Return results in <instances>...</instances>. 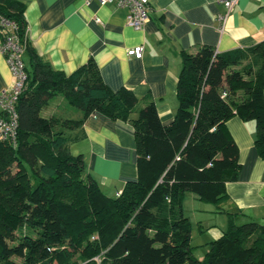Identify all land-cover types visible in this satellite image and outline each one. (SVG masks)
Masks as SVG:
<instances>
[{
	"label": "trees",
	"instance_id": "16d2710c",
	"mask_svg": "<svg viewBox=\"0 0 264 264\" xmlns=\"http://www.w3.org/2000/svg\"><path fill=\"white\" fill-rule=\"evenodd\" d=\"M1 17L14 23L29 65L15 103V139L0 140V264H264V226L236 223L232 212L196 258L182 207L188 192L217 209L228 199L225 185L240 170L229 118L254 120V145L264 160L260 43L225 53L206 44L182 50L178 106L163 125L153 101L136 110L137 96L110 89L92 58L68 75L43 60L28 39L21 1L0 0ZM10 32L0 25V43ZM57 95L81 118L42 116ZM93 112L133 128L137 175L115 196L85 172L82 154L69 150L80 136L71 130Z\"/></svg>",
	"mask_w": 264,
	"mask_h": 264
},
{
	"label": "crops",
	"instance_id": "0c3cea01",
	"mask_svg": "<svg viewBox=\"0 0 264 264\" xmlns=\"http://www.w3.org/2000/svg\"><path fill=\"white\" fill-rule=\"evenodd\" d=\"M19 1L24 5L28 39L43 60L68 75L92 58L110 89L125 87L137 96L135 108L153 101L163 125L171 123L178 106L176 89L182 50L195 52L206 44L225 53L260 43L264 62V0H237L222 30L216 15L223 13L224 7L215 0H148L149 19L138 30L127 25L126 8L113 4ZM137 45L143 48L141 58L127 54L128 48ZM22 58L29 65L25 53ZM14 80L0 52V91L11 89ZM53 97L44 106L49 107L48 116L81 118V110L70 104L76 109L68 108L61 95ZM60 106L65 111H60ZM225 127L237 144L240 163L238 178L225 185L228 199L217 209L193 193L185 194L184 197L189 195L188 215L184 200L182 203L190 220L196 258L205 254L208 242L226 229V212L235 214L236 223L255 220L264 226V160L254 145L255 122L235 115L225 122ZM71 132L80 136L70 143L69 150L82 154L85 172L96 179L104 193L115 196L127 180L136 178L135 140L129 121L93 112ZM191 219L200 233L195 242Z\"/></svg>",
	"mask_w": 264,
	"mask_h": 264
},
{
	"label": "built area",
	"instance_id": "2783aa9c",
	"mask_svg": "<svg viewBox=\"0 0 264 264\" xmlns=\"http://www.w3.org/2000/svg\"><path fill=\"white\" fill-rule=\"evenodd\" d=\"M85 3L96 1L99 5L113 4L117 7L126 8V23L135 30L142 28L144 23L149 19L148 0H83ZM216 3L224 7L223 13L216 15L219 30L223 29L228 12L235 6L237 0H215ZM99 22L98 17L94 18ZM0 25L10 29V33L5 35L0 43V52L4 54L7 64L15 78L11 89H2L0 91V140H14L16 136V129L18 124V114L15 109V103L21 93L25 79V64L23 61V44L20 43L17 35L12 32L15 27L10 20L1 17ZM142 46L137 45L127 49V54L135 58L142 57ZM226 93L224 92L223 95Z\"/></svg>",
	"mask_w": 264,
	"mask_h": 264
},
{
	"label": "rangeland",
	"instance_id": "374dc122",
	"mask_svg": "<svg viewBox=\"0 0 264 264\" xmlns=\"http://www.w3.org/2000/svg\"><path fill=\"white\" fill-rule=\"evenodd\" d=\"M54 98V97H53ZM52 104V103H51ZM64 104H66V106L68 107V108H72V110H74V109H76V108H74V107H71L68 103H66L65 101H64ZM140 106V105H139ZM139 106H137L135 109L137 110L138 109V107ZM47 109H49V107H43L42 109H41V111H40V114L42 115V116H45V117H48V114H47ZM59 110L60 111H65V109L64 108H62L61 106L59 107ZM69 110V109H68ZM133 114H136V111H135V113H133ZM108 191V190H107ZM186 194H192V193H190V192H188V193H186ZM188 196L189 195H187L186 197H184V203H185V212L187 213V215H188V213L189 212H187L188 211V209H189V199H188ZM190 221V220H189ZM191 222H192V229H193V240H194V242L196 241V239H197V236L198 235H200V233H198V229H197V227H196V225H195V222L191 219ZM191 225V224H190ZM197 233H198V235H197ZM194 250H196V249H194ZM196 252H198V250H196ZM196 255V254H195ZM197 256V255H196ZM203 256H204V254L203 255H200V256H197L198 258H203Z\"/></svg>",
	"mask_w": 264,
	"mask_h": 264
}]
</instances>
